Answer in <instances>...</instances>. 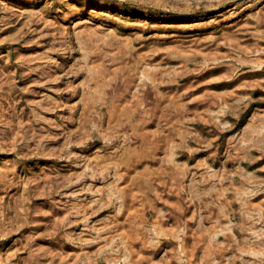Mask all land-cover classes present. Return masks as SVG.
Here are the masks:
<instances>
[{
	"label": "rangeland",
	"instance_id": "374dc122",
	"mask_svg": "<svg viewBox=\"0 0 264 264\" xmlns=\"http://www.w3.org/2000/svg\"><path fill=\"white\" fill-rule=\"evenodd\" d=\"M0 264H264V0H0Z\"/></svg>",
	"mask_w": 264,
	"mask_h": 264
}]
</instances>
